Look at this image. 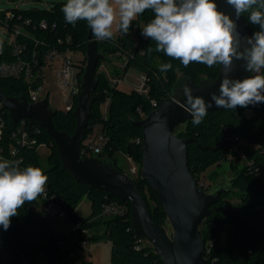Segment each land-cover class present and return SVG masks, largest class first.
Here are the masks:
<instances>
[{
  "label": "trees",
  "instance_id": "1",
  "mask_svg": "<svg viewBox=\"0 0 264 264\" xmlns=\"http://www.w3.org/2000/svg\"><path fill=\"white\" fill-rule=\"evenodd\" d=\"M62 6V4H57L54 8L55 11L48 14L37 9H14L23 21H32V25L27 26V29L39 41V44L36 45L35 42L28 40V52L36 49L43 53L48 47L57 45L58 39H66L67 36H71L72 41L69 45L71 49L87 53L88 44L91 41L87 22L78 21L75 27L66 23ZM3 15L4 13L0 14V16ZM247 15L245 13L242 17L250 36H252L260 29L258 25L249 23ZM154 17L153 11L145 10L132 21L129 31L141 22L146 26ZM42 20H46L50 27L47 30L38 26L34 29V24H38ZM53 24H56L55 27ZM129 31L127 34L121 32L122 36L119 39L100 41L96 40L94 36L92 38L96 40L98 51L104 56L99 60L96 68L98 83L84 137L86 139L97 125H101V130L108 140L101 154L97 156L91 154L90 157L105 160L121 172L124 171L118 166L117 154L132 157L140 165L142 163L143 144H137L135 139L138 137L143 139V133L135 123L155 109L152 100L156 101L159 107L162 99L171 97L180 76L192 78L196 83H200L205 78L216 79L220 71V65L209 68L196 62L184 67L179 60L167 57L163 52L155 51V42L145 38L141 34L142 31H140L138 43L134 41ZM2 47L4 57L1 58V62L12 61L13 56L7 43H3ZM149 48L153 49L151 53L148 51ZM117 54L127 60L124 72L135 68L145 75L146 87L149 89L148 95L141 94L136 90L130 93L124 92L112 86L107 76L99 72L101 64L107 59L106 55ZM164 63H171L172 69L160 72V65ZM114 72L117 75L121 74L119 68ZM84 73L85 68L81 72V80ZM260 74L264 75V69ZM0 89L6 96L17 98L20 101L29 98L27 85L22 79L0 78ZM107 101H109L107 116L103 117L101 107ZM77 105L78 100H76L73 110L69 112L56 111L53 122L57 130L64 131L70 136L75 133L77 118L74 113ZM251 106L255 111V116L251 118L246 117L244 108L241 107L211 111L207 112L201 124L194 125L191 118L185 124L184 129L178 132L180 138L196 140L189 143L188 148L189 167L198 182L211 166L219 167L224 161L230 162L231 170L235 173L230 182L231 187L221 190L218 200L211 207L212 212L200 226L206 243L207 258L211 264H264V171H256V168L264 163V103ZM1 113L5 122L1 144L5 148L8 161L17 162L21 169L27 166L41 168L48 177L46 184L48 192L66 203L71 219L80 224L81 230L103 227L104 237L111 244L112 264H163L153 247L145 246L141 250L135 248L140 235L137 234L132 224L131 203L110 193L98 191L74 177L68 169L64 168L54 140L37 120L25 118L28 124L41 129V134L38 137L39 142L50 148V153L46 157V165L43 164L37 149H22L19 153L20 158L23 159L22 162H18V157L11 158L8 154L9 147L13 144L11 135L19 123L14 122L9 110L1 108ZM230 134L241 135L249 142L260 146V149L248 151V158L253 159L256 164L253 165L252 172L247 166L241 165L240 157L233 151V143L228 139ZM83 141L82 149L85 148ZM198 144L208 147V149L204 150ZM134 180L137 188L148 202L153 221L160 226H166L168 223L167 214L147 181L142 178L141 171ZM234 191H238L237 193L240 195L238 207L233 206L230 201ZM106 195L111 200L125 204L128 207V212L125 215L108 219L99 217L106 202ZM84 197H87L91 204V213L88 217H81L75 213V208ZM36 204H40L38 198L31 203L25 202L18 209V216L11 219L9 229L4 231L0 228V243L8 253L15 256L24 254L31 259L35 254L45 250L48 251L49 256H52L54 251L59 253V240L55 238L42 240L33 246L27 243L25 229L33 219L31 206ZM99 236L101 237L100 233L97 237Z\"/></svg>",
  "mask_w": 264,
  "mask_h": 264
},
{
  "label": "water",
  "instance_id": "2",
  "mask_svg": "<svg viewBox=\"0 0 264 264\" xmlns=\"http://www.w3.org/2000/svg\"><path fill=\"white\" fill-rule=\"evenodd\" d=\"M218 9L236 20L234 9L226 0H215ZM237 23L240 34L241 49L246 47V38L250 37L244 18ZM87 57L88 64L82 77L81 93L74 115L77 118L75 133L70 136L56 129L53 117L56 111L45 99L32 104L27 99L6 96L0 89V105L10 111L15 123L22 118L35 119L54 140L60 153L64 168L74 177L88 186L106 192L127 201L132 205V224L138 235L147 239L159 255L163 264H211L206 254V243L200 226L212 212L211 207L218 200V195H210L202 187L189 167L188 144L196 141L192 138H180L174 134L177 127L186 124L192 117L180 105L186 102L182 89L187 84L193 96L203 97L212 103L211 111H224L211 101V94H219V84L224 77V69L216 79H202L196 83L192 78L178 81L171 97L162 99L161 105L146 118L135 124L142 129L143 147L141 176L158 197L164 208L168 223L173 228L172 237L166 226L156 224L151 216L146 198L137 188L135 180L121 172L105 160L88 157L82 153L81 143L86 135V127L91 116L90 110L97 87L96 67L104 56L98 51L97 43L91 29ZM114 39V36L110 38ZM252 75L245 68V61L234 60L229 74L231 79H244ZM199 147L206 150L208 147Z\"/></svg>",
  "mask_w": 264,
  "mask_h": 264
},
{
  "label": "clouds",
  "instance_id": "3",
  "mask_svg": "<svg viewBox=\"0 0 264 264\" xmlns=\"http://www.w3.org/2000/svg\"><path fill=\"white\" fill-rule=\"evenodd\" d=\"M226 3L234 9L236 20L247 13L249 23L259 26V31L246 38L243 50L236 20L220 11L215 0H66L62 12L66 23L75 27L78 21H86L95 39L104 41L113 37L114 23L127 34L132 21L151 10L155 17L141 34L155 42V51L179 60L184 67L192 62L209 68L223 67L219 94H211L216 107L228 110L264 103V75L260 74L264 69V0ZM234 60L245 61V68L252 75L231 79ZM172 67L171 63H164L159 71L167 72ZM182 92L186 102L180 106L190 113L194 125L201 124L212 103L193 96L187 84ZM47 181L39 167L21 169L17 162L0 160V228L7 231L25 202L31 203L45 194Z\"/></svg>",
  "mask_w": 264,
  "mask_h": 264
},
{
  "label": "built area",
  "instance_id": "4",
  "mask_svg": "<svg viewBox=\"0 0 264 264\" xmlns=\"http://www.w3.org/2000/svg\"><path fill=\"white\" fill-rule=\"evenodd\" d=\"M3 13L4 15L0 16V23L9 30L7 45L10 48L13 60L0 62V78L22 79L27 85L28 100L30 103L36 104L47 99L49 107L54 111H59L49 104L50 91L48 90L47 92L46 89V70L51 69L57 64L59 68L56 71V75L59 79V89L63 104L66 106L67 112L73 110L76 100H78L81 93V72L84 68V62L82 59L73 57L75 51L69 46L72 41L71 36H67L66 39H58L57 45L48 47L43 53L36 49L28 52V40L35 42L36 45L39 44L38 39L27 29V26L32 25V21H23L21 16L17 15L14 10ZM55 25L53 24V27ZM37 26L45 30L50 27L46 20L34 24L33 28L35 29ZM0 56H3V52H0ZM126 62L127 60L125 58L124 63L119 67L121 74L118 77L124 76L125 72L123 71L125 70ZM141 79L143 83L136 91L148 95L149 89L146 87V77L144 74H142ZM119 82L120 79H116L113 86L117 87V83L119 84ZM152 105L155 109L158 107L157 102L154 100H152ZM244 114L248 118L255 116L254 108L249 105L244 108ZM18 123V126L11 135L13 144L9 147L8 154L11 158L18 157V162H22L23 159L19 155L22 149L38 150L45 144L39 142L38 137L41 134L40 128L28 124L25 118L20 119ZM4 127L5 122L0 105V160L9 159L5 153L4 146L1 144ZM228 139L233 143V151L240 157V163L243 166H247L249 171L252 172L255 161L248 158V151L260 149V146L249 142L238 134H230ZM107 140L108 138L104 133L100 136L97 143L90 140L88 135L83 141L85 148L82 149V153L88 157L91 154H101ZM135 142L137 144H143V139L138 137L135 139ZM260 170L264 171V163L256 168V171ZM140 171L141 167H137L136 165H132L130 169V173L134 175H138ZM105 200L106 202L102 207L99 217L108 219L125 215L128 212V207L125 204H120L117 201L109 199L108 195L105 196ZM38 202L43 206V210L47 214L59 217H65L67 215L66 203L56 196L50 195L47 187L45 188V194L38 197ZM69 220L75 223L73 225V233L77 236L69 248L64 249V240H59V253L54 251L52 256H49L48 251L45 250L39 254H35L32 259L24 254L15 256L6 252L4 255L0 254V264H40L39 259L42 257L47 260L48 264H75V254L82 253L86 250L90 241L85 237V232L88 229L81 230L79 223H76L71 218ZM145 246L153 247L147 239L139 236L135 248L141 250Z\"/></svg>",
  "mask_w": 264,
  "mask_h": 264
},
{
  "label": "rangeland",
  "instance_id": "5",
  "mask_svg": "<svg viewBox=\"0 0 264 264\" xmlns=\"http://www.w3.org/2000/svg\"><path fill=\"white\" fill-rule=\"evenodd\" d=\"M65 3L66 0H0V14H2L3 12L12 11L14 9H37L44 14H48L55 11L54 8L57 4L64 5ZM144 26V23L141 22L129 31L131 37L136 43H138L139 41L140 31H142ZM112 31L114 33V38L119 39L122 36L121 31L118 30V27L115 23L113 25ZM8 37L9 30L0 23V52H4L2 44L7 43ZM3 57L4 56H0V62L1 58ZM73 57L82 59L84 62V68H86L88 64L87 53L84 54L83 51L77 50L74 52ZM106 57L107 59H105L103 64H101L99 72H102L107 76L109 83L112 86L114 85V81L116 79H120L119 84L117 83V88L124 92L130 93L133 90H137L141 87L143 81L141 79L142 74L139 70L130 68L127 72L124 73V76L122 77H118V75L114 72L119 67H121V65L125 61V58L122 55H106ZM58 68L59 66L56 64L51 69L46 70V89L47 92L48 90L50 91L49 104L51 106H54L59 111L67 112L66 106L63 104L61 92L59 89V79L56 75V71L58 70ZM181 79L185 78L183 76H180L179 80ZM108 106L109 101H107L101 107L103 117L107 116ZM147 116H145L144 118H146ZM184 127L185 124L177 127L174 131V134L178 135V132L183 130ZM102 134L103 132L101 130V125H97L94 131L89 134V139L97 143ZM38 152L41 156L43 164L46 165V157L50 153L49 146L46 144L41 146L38 149ZM93 156H97V154H93ZM116 158L118 166L124 171V173L129 174V176H131L133 179L138 177V175L131 174L130 169L132 165L141 167L139 163L135 162L132 157H127L123 154H117ZM241 165L239 166L240 168ZM234 175L235 173L231 170L230 162L224 161L219 167L215 165L211 166L201 176L200 182H198V187H202L207 194L216 196L221 192L222 189H229L231 187L230 182ZM237 192L238 191H234L233 195L230 198L231 203L235 207H238L240 205V195ZM31 211L33 214V219L25 229L26 240L29 245L33 246L42 240L55 238L58 240H64L65 243L63 247L64 249H67L77 238L75 233H73V225H75V223L69 220L71 218L69 212H67V215L65 217L53 216L45 213L41 204L32 205ZM75 213L81 217H88L90 215L91 204L90 200L87 197H84L79 202V204L75 208ZM166 228L168 234L172 237V226L167 223ZM103 230V227H100L99 229H88V231L85 232V237L90 242L86 250H84L82 253L75 254V264H112L111 244L104 237ZM100 231L101 237H97ZM6 252L7 250L0 243V254L4 255ZM39 260L40 264H48L47 260L43 257Z\"/></svg>",
  "mask_w": 264,
  "mask_h": 264
},
{
  "label": "crops",
  "instance_id": "6",
  "mask_svg": "<svg viewBox=\"0 0 264 264\" xmlns=\"http://www.w3.org/2000/svg\"><path fill=\"white\" fill-rule=\"evenodd\" d=\"M92 231V230H91ZM104 231V230H103ZM100 234H101V231H100Z\"/></svg>",
  "mask_w": 264,
  "mask_h": 264
}]
</instances>
